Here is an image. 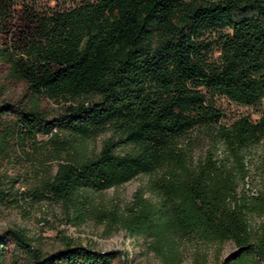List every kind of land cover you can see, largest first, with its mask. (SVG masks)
Here are the masks:
<instances>
[{
    "label": "trees",
    "instance_id": "obj_1",
    "mask_svg": "<svg viewBox=\"0 0 264 264\" xmlns=\"http://www.w3.org/2000/svg\"><path fill=\"white\" fill-rule=\"evenodd\" d=\"M25 28L17 34L0 12L6 75L25 85L0 101V139L10 120L17 142L42 136L35 149L52 147L55 171L42 167L45 178L28 194L34 203H58L72 226L99 218L106 234L142 238L162 264H182L180 243L194 238L234 244L218 264H264V224L253 230L248 221L264 218V196L244 188L247 159L264 143V0L56 4ZM218 98L258 118L222 124ZM101 132L109 136L89 149ZM140 175L146 185L123 209L96 200ZM13 182L0 178V202L17 199ZM0 264H126V254L70 239L44 253L23 229H6Z\"/></svg>",
    "mask_w": 264,
    "mask_h": 264
},
{
    "label": "rangeland",
    "instance_id": "obj_2",
    "mask_svg": "<svg viewBox=\"0 0 264 264\" xmlns=\"http://www.w3.org/2000/svg\"><path fill=\"white\" fill-rule=\"evenodd\" d=\"M93 0H0V12L5 15L7 21L13 24L17 34L25 31V24L31 15L41 14L48 7L71 6L79 2ZM21 32V33H20ZM4 45H0V60L3 63L1 71L4 78H0V101L4 99H17L23 91L24 82L8 77L9 65L5 63L3 54ZM217 106L223 112L222 124H230L236 119L246 116L251 120L258 118L255 108L243 106L218 98ZM62 105L52 104V113L61 112ZM7 123V124H6ZM3 126L4 140L0 139V178L3 181H11L10 192L17 194L15 200L7 196L0 202V232L6 229H23L31 238L36 248L44 253H50L63 247L66 239L73 244L88 246L94 250L106 252L118 250L126 254V264H162L160 259L149 252L146 242L142 238H132L123 230L114 229L106 234L107 227L99 223V218L87 220L79 226H72L66 221L61 206L58 203L47 200L34 203L29 193L38 189L45 172L42 167L52 166L54 162L47 157L52 147L47 144L46 149H35L46 141V137L38 136L35 143L30 141L17 142L11 133L10 120ZM109 136L101 132L89 143V149H98L101 142ZM206 144L198 146L194 156L203 154ZM248 176L244 181L246 193L252 197L264 196V143L251 152V158L247 159ZM147 177L140 175L121 186L109 188L96 195V200L106 207L114 205L123 209L132 199L138 188H144ZM241 189V185L238 190ZM147 195V194H146ZM248 221L253 230H261L264 218L255 213L248 216ZM236 248L231 241L220 243H207L198 239L185 240L180 243V256L182 264H218L230 257Z\"/></svg>",
    "mask_w": 264,
    "mask_h": 264
}]
</instances>
